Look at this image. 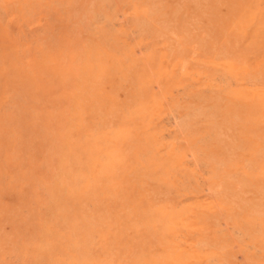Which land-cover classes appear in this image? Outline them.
<instances>
[{"label":"rangeland","instance_id":"374dc122","mask_svg":"<svg viewBox=\"0 0 264 264\" xmlns=\"http://www.w3.org/2000/svg\"><path fill=\"white\" fill-rule=\"evenodd\" d=\"M47 107L64 112L86 174L111 185L89 211L142 214L162 197L218 222L219 238L200 229L203 247L230 240L235 264H264V238L253 246L240 222L264 219V0H0L3 168V135L31 132ZM11 226L0 216L13 263ZM145 236L159 241L148 226L133 239Z\"/></svg>","mask_w":264,"mask_h":264},{"label":"bare ground","instance_id":"6f19581e","mask_svg":"<svg viewBox=\"0 0 264 264\" xmlns=\"http://www.w3.org/2000/svg\"><path fill=\"white\" fill-rule=\"evenodd\" d=\"M39 111L33 108L31 132L3 135L6 155L4 168L0 164V176L7 175L9 182L6 188L0 183V193L7 189L14 195L5 198L0 194V216H9L12 225L3 243L15 262L6 261L5 252L0 251V264H203L210 256L235 264L230 238L213 247L202 246L200 229L219 238L218 222L188 205L178 207L159 197L142 214L125 209L116 213L89 211L97 191L106 193L111 185L94 182L84 171L76 151V133L65 130L62 109L56 112L47 107ZM54 112L60 114L58 123L53 121ZM34 146L42 148L36 161L24 157V152ZM92 150L90 146V154ZM143 189L149 194L146 187ZM195 192H199L198 186ZM13 199L18 202L11 205ZM240 222L247 223V239L257 247L263 233L250 223L259 224L262 230L264 219L249 211ZM143 226L152 228L159 241H150L146 236L134 240ZM132 240L137 244L131 245ZM244 252L247 259L258 260L254 251ZM260 260H264V251Z\"/></svg>","mask_w":264,"mask_h":264}]
</instances>
